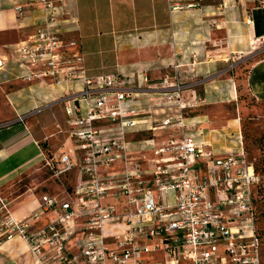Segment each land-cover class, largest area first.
I'll return each instance as SVG.
<instances>
[{
	"label": "built area",
	"instance_id": "built-area-1",
	"mask_svg": "<svg viewBox=\"0 0 264 264\" xmlns=\"http://www.w3.org/2000/svg\"><path fill=\"white\" fill-rule=\"evenodd\" d=\"M67 1L0 0L18 18L26 7L42 13V23L0 57V70L13 62L19 79L60 87L56 102L63 104L74 144L45 155L42 165L55 180L76 172L63 198L42 195L28 217L15 219L5 209L0 241L23 240L34 264H264L254 205L261 180L240 136L234 150H216L202 131L185 130V90L167 76L153 85L145 72L88 75L78 43L58 38ZM156 86L171 89L175 113L141 116L136 101ZM190 92L187 107H194L198 98ZM154 129L171 135L153 144V157L132 156L129 135ZM43 213L46 226L28 232ZM46 229L54 232L45 237Z\"/></svg>",
	"mask_w": 264,
	"mask_h": 264
},
{
	"label": "crops",
	"instance_id": "crops-1",
	"mask_svg": "<svg viewBox=\"0 0 264 264\" xmlns=\"http://www.w3.org/2000/svg\"><path fill=\"white\" fill-rule=\"evenodd\" d=\"M174 5L180 8L171 10ZM25 9L24 17L18 18L9 2H0V35L13 31L19 39L42 23L40 10ZM63 15L60 19L71 27L68 32L79 45L88 75L135 77L145 72L152 84L175 65L196 72L202 86L197 98L206 106L237 102L239 80L228 74L227 62L234 57L239 66L245 55L254 54V41L264 39V0H68ZM17 74L13 62L0 70V221L5 209L15 219L26 218L37 211L42 195H52L48 186L40 192L37 185L12 187L40 169L45 154H54L39 143L49 142L50 135H42L38 115L59 104L60 87L48 80L27 82ZM241 82L250 97L264 102V59L252 63ZM213 116L194 115V132L209 129ZM236 121H226L228 132L236 129ZM227 131L226 143L216 144L218 150L236 148ZM207 132L204 136L210 141L212 130ZM45 218L49 216L39 214L37 226H43ZM0 264L34 261L28 245L11 238L0 241Z\"/></svg>",
	"mask_w": 264,
	"mask_h": 264
},
{
	"label": "rangeland",
	"instance_id": "rangeland-1",
	"mask_svg": "<svg viewBox=\"0 0 264 264\" xmlns=\"http://www.w3.org/2000/svg\"><path fill=\"white\" fill-rule=\"evenodd\" d=\"M62 11L64 14V9ZM63 22L60 19V23L58 25L59 28L58 38L66 42L68 41L76 42V40L72 39L73 37L68 32L67 28H71V27L66 26L67 23H63ZM24 36L25 34L20 36L19 39H17L13 31L9 32L7 35H0L1 52L2 54L6 52L3 56H6L7 54L9 55V53L11 52L10 50L11 47L14 44H16L18 41L23 39ZM13 42L16 43H14L10 47L1 46L3 45V43L8 44ZM253 46H257L256 47L257 49H255L254 51V54H252L251 56L245 55L248 57H246V60L243 63L240 62L239 66H237V63L235 62L236 58L234 57H230L227 62L226 71L228 72V74H231V76H234L237 80H239V82L235 85V88H237V90L240 91V95L236 103H232V104L224 103V104H218L216 106L214 105L206 106L205 104H201L200 100H197V103L194 107H187L188 105H190V103H186L187 101H189V97L191 95L190 90L194 89L195 95L198 97V92L202 87L200 82L201 80L197 77L196 72L190 70L181 71L180 69H176V66L174 65V66H170V68L167 69V71L165 72V74H163L161 78L167 76L168 82L175 81L179 86L182 85L185 90L183 91L182 94L184 95V99H183L184 107L182 109V115L184 118L183 123L185 124V126H188V129L184 128L185 130L187 131L196 130V125L191 127L192 125L191 122H193L192 117L194 115H201L205 113L214 114V116L209 119V122L211 121L212 124L209 126V129L203 131V135L201 136H203V139L208 140L207 137H205L204 135L208 133L207 132L208 130H212L211 139L209 143L216 150H218V147L216 146L217 142L219 141L220 143V141H222L223 138L226 139V137L223 138L219 137L218 135L219 133H215L213 129H218L219 132L225 133L227 131L225 127L226 121L228 120L231 121L233 117L234 119L235 118L238 119L235 125L236 129L231 133L228 131L227 132L231 134L230 140L233 141V144L236 142L235 137L240 136L243 148L245 150V153L247 154V158L253 162L256 171L261 176L262 191L257 196L254 205L257 213V227H258L257 229L259 233H261V236H264V102L256 101L253 97H250L246 93L243 84L241 82L245 78V75L247 74V71L249 70L251 64L259 59H264V40H260V41L255 40ZM174 77H176V80H174ZM161 78L156 80V82L160 81ZM154 83L152 84L155 85ZM147 84H150V82ZM147 84L142 83L141 90H145ZM165 91L168 94L163 95L162 93H165ZM170 92H171L170 88L160 90L158 89V86H156V89L146 90V94L144 95L140 94L138 101H136V105L138 106L139 110L145 111L144 112L145 115L143 114L141 116H146L148 114V116H151L152 119L153 118L160 119L161 117H164L166 114L169 113L174 114L175 113L174 109L176 104L174 102V96L172 97V93ZM202 107L204 109H202ZM53 112L56 113L57 115L56 117L53 116ZM38 116H42V121H43V123L41 124V126L43 127V129L41 130L42 135L43 136L50 135L49 142L47 140L39 142L40 144H42L44 149L48 148L56 156L62 153L64 150H66L68 146L74 144L72 138L69 137V133H68L69 123L67 122L68 117H66V115L64 114L62 103L55 105L49 110L46 109V111L39 113ZM156 124L159 123L157 121L152 122L153 126ZM223 126L224 128H222ZM170 135L171 134L168 131H163V130L159 131L155 129L148 131L145 130L139 133H132L128 137L130 141L129 144V150H131L130 153L132 156L139 158L143 154L146 157H153V152H152L153 144H157L162 141H165L167 137H169ZM222 142H225V140H223ZM229 144L232 145V143ZM45 155H49V153ZM75 180H76L75 171L69 172L68 174L63 176L60 180H55L53 177L50 176V172L42 165L40 169H38L28 177L25 176L22 180L16 183L15 186L12 187V189L22 188L25 185H37L38 186L37 189L40 192V189H44V186L45 187L48 186L52 195L57 194L59 198H63L65 196V193L73 188V185L75 184ZM48 220H49L48 218L47 219L45 218L44 221H41L43 222V226L40 225L37 226V222L40 223L39 220L32 221L31 222L32 225L28 228V232L30 233L38 232L41 227L46 226ZM54 225H55L54 231L59 233L63 232L61 225L59 224H54ZM45 231H46L44 234L45 237L50 235L51 232H54V231H49L48 229H46ZM69 246L71 247L72 251L75 250V246L73 245V243L70 242ZM46 247L47 246H45L44 248ZM155 258L156 260H160V259L163 260L161 254H157Z\"/></svg>",
	"mask_w": 264,
	"mask_h": 264
},
{
	"label": "trees",
	"instance_id": "trees-1",
	"mask_svg": "<svg viewBox=\"0 0 264 264\" xmlns=\"http://www.w3.org/2000/svg\"><path fill=\"white\" fill-rule=\"evenodd\" d=\"M41 147H42V149H44V147L42 146V144H41ZM244 149V148H243ZM245 151V150H244ZM254 170H255V172L260 176V174L256 171V169H255V166H254ZM260 180H261V183H260V185L257 187V194H256V198H257V196L261 193V188H262V179H261V176H260ZM260 197V196H259ZM256 198H255V201H256ZM255 201H254V204H255Z\"/></svg>",
	"mask_w": 264,
	"mask_h": 264
}]
</instances>
